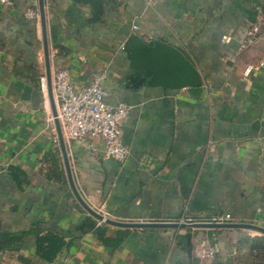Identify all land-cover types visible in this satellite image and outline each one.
I'll use <instances>...</instances> for the list:
<instances>
[{"label":"crops","instance_id":"0c3cea01","mask_svg":"<svg viewBox=\"0 0 264 264\" xmlns=\"http://www.w3.org/2000/svg\"><path fill=\"white\" fill-rule=\"evenodd\" d=\"M43 3L51 79L67 69L81 88L103 75L106 101L131 107L122 164L100 142L93 152L63 138L83 201L120 223L205 212L264 229V0H114L100 20L90 3ZM30 8L38 0L0 5V264H197L202 240L212 264H264V234L254 230L123 228L83 209L47 121L43 33ZM254 26L261 34L245 45ZM132 35L179 49L202 86L162 91L126 79L122 45ZM45 238L63 246L54 253Z\"/></svg>","mask_w":264,"mask_h":264},{"label":"built area","instance_id":"2783aa9c","mask_svg":"<svg viewBox=\"0 0 264 264\" xmlns=\"http://www.w3.org/2000/svg\"><path fill=\"white\" fill-rule=\"evenodd\" d=\"M16 0H0V5L11 7ZM150 3L152 0H146ZM25 16L39 19L38 8H30ZM264 27V24H263ZM136 30L135 25L132 26ZM264 29V28H263ZM261 34V28L254 26L247 31L245 45L252 44ZM103 75L94 77L88 84L76 88L71 73L67 69H58L52 74L51 87L56 109V119L59 122L65 141L77 142L90 151L96 152L97 142L102 143L104 157L116 163H124L129 154L127 146L122 141V125L128 118L131 107L126 103L111 105L106 100L109 95L103 86ZM43 94H47V81L40 79ZM55 118L50 113L47 121L54 126ZM105 219H110L106 213H100ZM232 222L228 214H184L177 220L168 223L183 225H223ZM197 264H212L215 250L207 240L198 243L195 249Z\"/></svg>","mask_w":264,"mask_h":264},{"label":"water","instance_id":"95a60500","mask_svg":"<svg viewBox=\"0 0 264 264\" xmlns=\"http://www.w3.org/2000/svg\"><path fill=\"white\" fill-rule=\"evenodd\" d=\"M77 3H90L93 10V19L100 20L105 7L110 9L108 4H113L114 0H75ZM38 10L41 29L43 33V49L46 66L47 93L50 101L52 115L55 118L54 125L57 131L58 141L62 150L65 169L71 191L77 202L91 216L107 225L123 228H169V229H207V228H243L250 229L264 234V229L249 224H223V225H183L176 223H120L111 219H105L102 215L92 210L78 194L69 167L64 141L56 119V109L53 99L51 77L49 68V55L45 35V14L43 0H38ZM122 52L128 61L125 78L133 84L146 85L149 88H159L162 91H178L186 88H198L203 84L199 70L185 57L177 48L164 42L156 41L147 44L136 35H132L122 45ZM187 246L188 253H191V234L188 233Z\"/></svg>","mask_w":264,"mask_h":264},{"label":"trees","instance_id":"16d2710c","mask_svg":"<svg viewBox=\"0 0 264 264\" xmlns=\"http://www.w3.org/2000/svg\"><path fill=\"white\" fill-rule=\"evenodd\" d=\"M45 241L47 242L48 247L51 249V251H54V253L59 247L63 246V243L56 238H45L41 240V243H44Z\"/></svg>","mask_w":264,"mask_h":264}]
</instances>
